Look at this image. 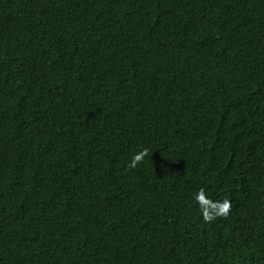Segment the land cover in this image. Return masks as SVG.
I'll use <instances>...</instances> for the list:
<instances>
[{
    "label": "trees",
    "instance_id": "1",
    "mask_svg": "<svg viewBox=\"0 0 264 264\" xmlns=\"http://www.w3.org/2000/svg\"><path fill=\"white\" fill-rule=\"evenodd\" d=\"M0 264H264V0H0Z\"/></svg>",
    "mask_w": 264,
    "mask_h": 264
},
{
    "label": "clouds",
    "instance_id": "2",
    "mask_svg": "<svg viewBox=\"0 0 264 264\" xmlns=\"http://www.w3.org/2000/svg\"><path fill=\"white\" fill-rule=\"evenodd\" d=\"M144 153H140V154H137L133 157L132 161L130 162V166L134 167L136 162H138L140 159H141V156L143 155Z\"/></svg>",
    "mask_w": 264,
    "mask_h": 264
}]
</instances>
